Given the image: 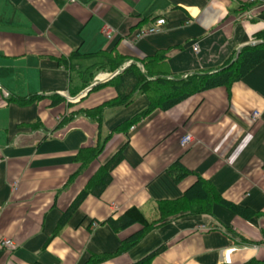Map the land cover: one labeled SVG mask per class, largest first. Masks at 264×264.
I'll return each instance as SVG.
<instances>
[{"label":"crops","instance_id":"obj_1","mask_svg":"<svg viewBox=\"0 0 264 264\" xmlns=\"http://www.w3.org/2000/svg\"><path fill=\"white\" fill-rule=\"evenodd\" d=\"M159 18L163 33L133 41ZM261 44L264 0H0V244H13L0 246V264H84L90 254L108 256L97 264H144L154 252L145 264H264V57L229 88L155 110L125 131L114 132L148 105L139 93L128 106L107 105L98 123L78 115L59 126L69 104L93 109L115 98L108 86L88 92L117 74L107 54L123 70L163 51L169 73L183 77L231 65L242 48ZM19 98L33 101H12ZM186 135L192 142L181 146ZM94 146L96 159L77 158ZM116 154L104 190L67 215ZM175 164L188 171L178 181L169 174ZM197 178L250 216L215 203L159 221L158 203L178 200ZM131 207L155 223L115 254L141 228L114 232L107 222Z\"/></svg>","mask_w":264,"mask_h":264},{"label":"trees","instance_id":"obj_2","mask_svg":"<svg viewBox=\"0 0 264 264\" xmlns=\"http://www.w3.org/2000/svg\"><path fill=\"white\" fill-rule=\"evenodd\" d=\"M106 56L109 71L117 74L106 83L97 84L90 88L88 92L108 86L114 89L115 98L93 109H74L75 105L69 104L70 110L68 115L73 117L82 115L98 123L101 119L102 111L107 105L128 106L135 94L139 93L143 95L147 100V107L133 119L120 124L114 130V132H116L127 130L133 124L155 110L167 111L192 95L216 87L229 88L234 82L239 81L250 69L261 61L264 57V45L261 44L242 48L236 61L216 71L199 72L183 77H174L169 73L166 53L163 51L155 52L150 58L141 62H134L123 70L120 69L124 62L119 56L112 53ZM138 66H140V68ZM88 86L89 85H87V87ZM12 101L18 103L24 102L23 105H28L32 103L33 99L22 100L19 98L16 100L12 99ZM60 101L62 100L60 99ZM72 119L65 120L63 123L60 122L59 126L65 125ZM38 125L39 123L37 122L35 126ZM100 148V146H94L80 150L81 152L79 151L77 158L84 162V160H86L84 155L87 154V159H89L88 162L93 161L100 154ZM119 160L120 156L116 154L106 164L99 167L84 189L77 195L66 210L67 215L76 209L84 197L89 193L100 194L104 190L106 185L110 182L111 171ZM174 166L175 167L169 171V174L175 181L180 180L188 174V171L181 165L175 164ZM215 203L225 204L231 208L234 213L243 218H248L250 216V213L225 203L209 182L197 178L178 200L158 203L159 221L182 212L192 214L206 213L209 212ZM107 223L114 232L123 231L132 225H137L141 228L139 233L133 234L121 241L115 253L118 254L132 248L155 222H149L137 208L131 207L124 211L119 218L115 220L110 219ZM155 253L156 252L145 258L143 261L144 264L152 258ZM107 257V255L96 256L90 254L84 264H97Z\"/></svg>","mask_w":264,"mask_h":264},{"label":"built area","instance_id":"obj_3","mask_svg":"<svg viewBox=\"0 0 264 264\" xmlns=\"http://www.w3.org/2000/svg\"><path fill=\"white\" fill-rule=\"evenodd\" d=\"M59 1H61L63 4H70L73 0H59ZM248 2L254 3L255 0H248ZM164 27H165V21L162 18L156 19L147 28L136 31L132 39L135 43H138V42L146 40L150 37L160 35L161 33L164 32ZM102 32L107 39H110L111 30L109 29V27L104 26ZM191 141H192L191 136L186 135L183 138H181L180 145L186 146V145L190 144ZM93 227H94V225H93ZM0 246L4 249H7V250H11L13 248V244L9 240H3L0 244ZM228 252H230V251H228Z\"/></svg>","mask_w":264,"mask_h":264},{"label":"rangeland","instance_id":"obj_4","mask_svg":"<svg viewBox=\"0 0 264 264\" xmlns=\"http://www.w3.org/2000/svg\"><path fill=\"white\" fill-rule=\"evenodd\" d=\"M69 110H70V108L68 107L65 112L61 113V115L59 117V122L63 123V121L73 118V116L68 115ZM34 127H35L34 129H39V126H34ZM149 218H151V217H149Z\"/></svg>","mask_w":264,"mask_h":264},{"label":"water","instance_id":"obj_5","mask_svg":"<svg viewBox=\"0 0 264 264\" xmlns=\"http://www.w3.org/2000/svg\"><path fill=\"white\" fill-rule=\"evenodd\" d=\"M237 56H238V54H237ZM97 84H99V81L96 80L93 85L96 86Z\"/></svg>","mask_w":264,"mask_h":264}]
</instances>
